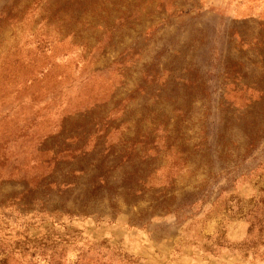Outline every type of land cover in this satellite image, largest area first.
I'll return each instance as SVG.
<instances>
[{
  "label": "rangeland",
  "instance_id": "374dc122",
  "mask_svg": "<svg viewBox=\"0 0 264 264\" xmlns=\"http://www.w3.org/2000/svg\"><path fill=\"white\" fill-rule=\"evenodd\" d=\"M0 264H264V0H0Z\"/></svg>",
  "mask_w": 264,
  "mask_h": 264
}]
</instances>
